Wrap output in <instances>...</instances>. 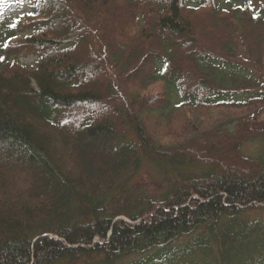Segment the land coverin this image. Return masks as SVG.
<instances>
[{
	"label": "trees",
	"instance_id": "16d2710c",
	"mask_svg": "<svg viewBox=\"0 0 264 264\" xmlns=\"http://www.w3.org/2000/svg\"><path fill=\"white\" fill-rule=\"evenodd\" d=\"M239 40L261 71L264 0H0V264H264Z\"/></svg>",
	"mask_w": 264,
	"mask_h": 264
},
{
	"label": "rangeland",
	"instance_id": "374dc122",
	"mask_svg": "<svg viewBox=\"0 0 264 264\" xmlns=\"http://www.w3.org/2000/svg\"><path fill=\"white\" fill-rule=\"evenodd\" d=\"M27 10L25 9H20L17 10L13 16H17L18 13L21 12H26ZM244 44L239 40L238 41V54H237V60L235 61L239 66L250 69L252 71H254L256 74L261 75L262 78L264 79V63L262 65V69L261 71H259L258 69H256L250 62V60H248V58H245L246 53L244 50ZM35 60V57L33 56H26V57H21L20 60V64H24V65H31L33 63V61ZM160 91V89L158 87H153L151 89L148 90L147 94H157ZM94 113V112H93ZM223 113L229 114L227 116L228 119H237L239 117L242 118V116H245V112H235V111H224L222 112L219 116H216L215 118H213L212 120H217L220 116H222ZM103 115L105 117H109L107 116L105 113L101 115V117H103ZM86 116H90V114H87ZM256 119V121L258 122H264V108L259 109L256 112V116L254 117ZM258 122H254L255 124H258ZM179 123V122H178ZM209 124V123H208ZM208 124L207 126L204 128L206 130H208ZM163 143L165 144H169L167 141H163ZM2 148L1 144H0V149ZM259 147L257 144L253 145L250 144L248 145V147L246 148V151L248 152V154L250 155H255L259 150ZM158 179V176L152 171L151 168L144 166V168L140 171V173L136 176L135 180H134V184L136 187H138L140 190H147V192H149L150 194L152 192H157V186L156 184V180ZM264 215V214H263ZM262 220H264V216L261 217ZM164 255H160V259L163 258Z\"/></svg>",
	"mask_w": 264,
	"mask_h": 264
},
{
	"label": "snow or ice",
	"instance_id": "6c2138e0",
	"mask_svg": "<svg viewBox=\"0 0 264 264\" xmlns=\"http://www.w3.org/2000/svg\"><path fill=\"white\" fill-rule=\"evenodd\" d=\"M31 14V13H30ZM5 47H7V45H5Z\"/></svg>",
	"mask_w": 264,
	"mask_h": 264
}]
</instances>
